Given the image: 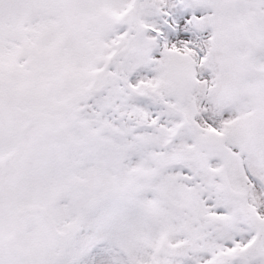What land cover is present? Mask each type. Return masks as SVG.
Wrapping results in <instances>:
<instances>
[{
  "label": "snow or ice",
  "instance_id": "snow-or-ice-1",
  "mask_svg": "<svg viewBox=\"0 0 264 264\" xmlns=\"http://www.w3.org/2000/svg\"><path fill=\"white\" fill-rule=\"evenodd\" d=\"M0 264H264V0H0Z\"/></svg>",
  "mask_w": 264,
  "mask_h": 264
}]
</instances>
